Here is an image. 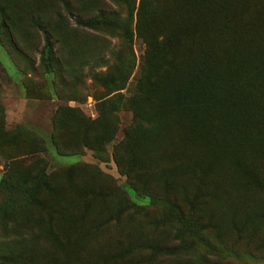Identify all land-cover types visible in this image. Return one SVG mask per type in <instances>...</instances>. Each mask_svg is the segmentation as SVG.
Segmentation results:
<instances>
[{
  "label": "rangeland",
  "instance_id": "374dc122",
  "mask_svg": "<svg viewBox=\"0 0 264 264\" xmlns=\"http://www.w3.org/2000/svg\"><path fill=\"white\" fill-rule=\"evenodd\" d=\"M211 1L0 0V264H264V0Z\"/></svg>",
  "mask_w": 264,
  "mask_h": 264
},
{
  "label": "trees",
  "instance_id": "16d2710c",
  "mask_svg": "<svg viewBox=\"0 0 264 264\" xmlns=\"http://www.w3.org/2000/svg\"><path fill=\"white\" fill-rule=\"evenodd\" d=\"M187 1L192 2V4L195 5L198 10H202V8L210 9L213 6V1L211 0ZM216 5H214V8L219 7V5L221 4L216 3ZM188 10L196 11V9ZM260 15L264 16V8L260 9ZM92 19H86L88 21H86L85 24L89 25L90 23H94V19ZM262 19L263 18H260L261 21H263ZM76 24H78L77 20ZM197 24L199 23L197 22ZM242 28L248 32L247 41L249 43L251 42L250 44H243L239 38L226 34L218 38V41L221 43L222 46L220 45L216 52L213 51L215 52L216 58H224L223 64L226 65L229 70H233V76H231V78H233V85H230L232 89H230L228 94L226 95V99L231 103L230 107H232L230 108V112H232L235 107L232 102H236L239 100L240 102H243L248 98L256 99L258 97L255 94L256 88L252 85V82L253 84L256 81L259 82L260 77L264 75V62H257L259 56L264 53V30L259 29L255 23L249 22L246 19H243L242 21ZM42 33L44 41L42 52L47 53L52 47L51 39L45 30L42 29ZM225 44L226 46L223 47V45ZM250 54L252 55L251 59H249ZM253 60L255 63H251ZM251 65L252 67H250ZM229 73L232 74V72ZM193 167L194 166L190 167L189 169H192ZM183 170L184 168L181 165H174L170 168H167L165 171L168 175H173ZM60 207L62 210L67 209L66 204H62ZM71 209L77 210V206L75 204H72Z\"/></svg>",
  "mask_w": 264,
  "mask_h": 264
}]
</instances>
